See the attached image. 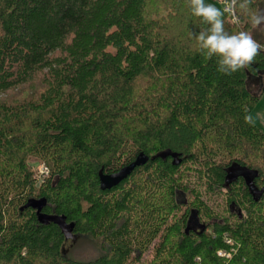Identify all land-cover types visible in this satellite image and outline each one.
<instances>
[{"label": "trees", "instance_id": "16d2710c", "mask_svg": "<svg viewBox=\"0 0 264 264\" xmlns=\"http://www.w3.org/2000/svg\"><path fill=\"white\" fill-rule=\"evenodd\" d=\"M254 13L225 28L264 45ZM206 27L187 0H0V264H145L171 220L147 264H264V50L220 73ZM79 237L100 253L66 255Z\"/></svg>", "mask_w": 264, "mask_h": 264}, {"label": "clouds", "instance_id": "9594fccd", "mask_svg": "<svg viewBox=\"0 0 264 264\" xmlns=\"http://www.w3.org/2000/svg\"><path fill=\"white\" fill-rule=\"evenodd\" d=\"M249 3L250 0H226L225 6L220 8L205 0H187L191 14L207 25L193 34L197 50L205 59L215 58L220 73L231 75L251 67L260 51L264 50V45L259 44L249 31L229 33L225 28V14H232L238 22L237 9L246 11ZM249 22L254 28L264 24V14L250 15ZM244 120L250 125L255 123L251 114H246Z\"/></svg>", "mask_w": 264, "mask_h": 264}, {"label": "rangeland", "instance_id": "374dc122", "mask_svg": "<svg viewBox=\"0 0 264 264\" xmlns=\"http://www.w3.org/2000/svg\"><path fill=\"white\" fill-rule=\"evenodd\" d=\"M206 3H212L215 4L217 7L223 8L225 6V3L222 0H205ZM230 14V13H229ZM231 19L235 23H241L240 20L238 22L234 19L232 14H230ZM253 93H259L258 87H254V89L251 90ZM30 93V90H25L24 93L21 94V96H28ZM16 97L17 95L14 94L10 97ZM253 119L255 121V124L258 126V128L264 133V94L259 100L258 104L255 106L252 114ZM32 169L35 173V176L37 178L43 177V168H46L45 164H38L35 165L33 163ZM44 178V177H43ZM174 225V220H171L169 225L163 230V232L160 234L158 239L155 241L153 246L151 247L150 251L144 256L143 261L145 264L149 263L153 257H154V251L155 248L158 247L163 241L165 236L168 235V229ZM100 240H95L92 238H73L69 239L65 245H64V252L66 255L74 256L81 260H89L90 258H94L100 253Z\"/></svg>", "mask_w": 264, "mask_h": 264}, {"label": "water", "instance_id": "95a60500", "mask_svg": "<svg viewBox=\"0 0 264 264\" xmlns=\"http://www.w3.org/2000/svg\"><path fill=\"white\" fill-rule=\"evenodd\" d=\"M148 161H149V157L141 153L140 155H138V157L132 164L122 168L117 173H113V174L100 173V184L102 189H111L113 187L118 186L122 181L127 179L134 172L136 168L146 165Z\"/></svg>", "mask_w": 264, "mask_h": 264}, {"label": "built area", "instance_id": "2783aa9c", "mask_svg": "<svg viewBox=\"0 0 264 264\" xmlns=\"http://www.w3.org/2000/svg\"><path fill=\"white\" fill-rule=\"evenodd\" d=\"M223 2L226 4V1H223ZM43 170L44 171H43L42 175H43V177H46L48 175V170H47V168H43Z\"/></svg>", "mask_w": 264, "mask_h": 264}, {"label": "crops", "instance_id": "0c3cea01", "mask_svg": "<svg viewBox=\"0 0 264 264\" xmlns=\"http://www.w3.org/2000/svg\"><path fill=\"white\" fill-rule=\"evenodd\" d=\"M258 87V84L256 83V82H251V87H250V89L252 90V89H254V87ZM258 89H259V87H258Z\"/></svg>", "mask_w": 264, "mask_h": 264}]
</instances>
